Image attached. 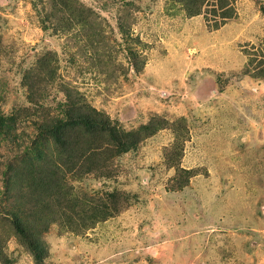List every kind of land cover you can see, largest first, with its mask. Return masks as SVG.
Here are the masks:
<instances>
[{
    "label": "rangeland",
    "instance_id": "374dc122",
    "mask_svg": "<svg viewBox=\"0 0 264 264\" xmlns=\"http://www.w3.org/2000/svg\"><path fill=\"white\" fill-rule=\"evenodd\" d=\"M226 6L0 0V264H39L14 212L41 264H264V0ZM66 93L136 145L41 140Z\"/></svg>",
    "mask_w": 264,
    "mask_h": 264
},
{
    "label": "trees",
    "instance_id": "16d2710c",
    "mask_svg": "<svg viewBox=\"0 0 264 264\" xmlns=\"http://www.w3.org/2000/svg\"><path fill=\"white\" fill-rule=\"evenodd\" d=\"M175 1L181 4L186 9L189 16H195L196 14H198L199 5L206 2L208 4L211 3L212 12L216 13L217 11H219V14L222 16L221 18L223 20L232 17V10L231 8H228L226 6V0ZM66 98L68 99V103L64 107L63 117L57 119L55 122L43 123L38 126L37 130L41 137V140L45 141V139H47L46 137H50L53 139L55 144L57 143L59 146L65 149L69 146L68 133L76 128H81L83 131V135L93 136V138H95L93 140V144L89 145L93 146V148L89 149L88 152L103 147V142L100 141V137L103 135L108 136L107 141L110 142L109 145L115 147L117 151H119V147L122 148L125 145H127L128 147H134L136 145L137 140L132 139V135L130 134H125L123 141H121L122 139L114 130H112L111 126L109 125V121L105 116H101L94 109H82L81 107L76 106L73 102L70 101L67 93ZM144 129H148L147 126H145ZM152 131L154 132L155 130ZM96 139L99 142L97 144H94L96 143ZM34 142H37V140H34ZM42 146L43 145L38 141L36 153L39 157H42V149L40 150V147L42 148ZM86 155V150L79 154L81 158H85ZM13 173H11V176L7 178V185L9 184V179L10 177L12 178ZM18 214L19 213L14 212L10 215L13 220L15 232L16 234H18L19 238L28 248L30 253H32L34 260L37 263L41 264L45 258L46 251L44 248V244L39 239V236L41 235V233L47 230V223L43 222V217L41 215L39 216L35 224H32L30 222L27 223L25 221H22ZM95 217H97V215L90 217V219ZM104 217H106V215Z\"/></svg>",
    "mask_w": 264,
    "mask_h": 264
}]
</instances>
